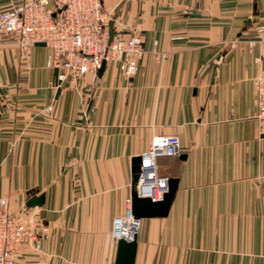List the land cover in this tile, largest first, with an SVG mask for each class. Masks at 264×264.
I'll use <instances>...</instances> for the list:
<instances>
[{"label": "crops", "instance_id": "1", "mask_svg": "<svg viewBox=\"0 0 264 264\" xmlns=\"http://www.w3.org/2000/svg\"><path fill=\"white\" fill-rule=\"evenodd\" d=\"M103 10L119 35L141 36L131 78L110 61L56 84L49 47L24 62L13 38L0 40V194L18 207L42 195L49 227L21 264H115L132 159L172 134L181 152L157 167L177 188L166 216L139 219L133 264H264L254 86L264 0H103Z\"/></svg>", "mask_w": 264, "mask_h": 264}, {"label": "built area", "instance_id": "2", "mask_svg": "<svg viewBox=\"0 0 264 264\" xmlns=\"http://www.w3.org/2000/svg\"><path fill=\"white\" fill-rule=\"evenodd\" d=\"M112 17L103 10V0H22L0 10V40L14 39L20 60L26 62L37 43L49 47L46 65L57 68L59 81L79 79L96 73L103 63L116 62L128 78L139 69L143 55L142 39L137 33L119 35L109 40ZM264 32V27H262ZM264 41V38H263ZM257 95V118L264 120V63L254 79ZM181 152L177 135H154L141 157L138 179L134 186L140 197L159 201L168 192L169 177L158 174L157 157L176 156ZM131 196L125 200L122 216L114 218L112 234L118 240L133 239L139 220L131 210ZM129 226L126 232L124 225ZM49 227L35 207L12 206L0 194V264H21L29 253H39ZM29 264V263H27Z\"/></svg>", "mask_w": 264, "mask_h": 264}, {"label": "water", "instance_id": "3", "mask_svg": "<svg viewBox=\"0 0 264 264\" xmlns=\"http://www.w3.org/2000/svg\"><path fill=\"white\" fill-rule=\"evenodd\" d=\"M113 19L110 20L109 27V40L115 34L113 30ZM38 46H45V43H37ZM105 63H103L102 67L99 69V73H102L104 70ZM57 68L55 69V76H56V84H59V79L57 77ZM141 163V157L137 156L132 159V190H131V210L132 214L135 219L139 220L143 217H164L168 214L173 196L175 194L177 188V179L169 178V188L168 192H166L162 199L159 201H152L149 197H140L135 189L134 186L138 179V172ZM43 204V196L33 195L29 197L25 201V205L27 207H41ZM136 234L134 235L133 239L130 241H126L124 238H120L117 240V253L115 264H133L136 256Z\"/></svg>", "mask_w": 264, "mask_h": 264}, {"label": "bare ground", "instance_id": "4", "mask_svg": "<svg viewBox=\"0 0 264 264\" xmlns=\"http://www.w3.org/2000/svg\"><path fill=\"white\" fill-rule=\"evenodd\" d=\"M125 230H126V232H130L129 230H130V228H129V226H127V224L126 225H124V227H123Z\"/></svg>", "mask_w": 264, "mask_h": 264}]
</instances>
